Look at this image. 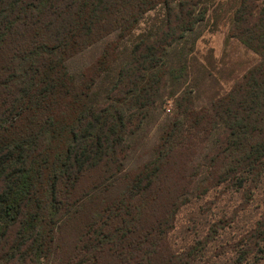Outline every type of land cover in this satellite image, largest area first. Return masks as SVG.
<instances>
[{
  "label": "trees",
  "instance_id": "1",
  "mask_svg": "<svg viewBox=\"0 0 264 264\" xmlns=\"http://www.w3.org/2000/svg\"><path fill=\"white\" fill-rule=\"evenodd\" d=\"M213 3L0 0L1 49L21 27L37 36L0 79V264H264V0L217 2L259 61L208 96L212 65L194 53ZM99 42L90 72H71L67 52ZM221 185L238 195L227 216L174 253L179 207ZM82 213L80 249L63 256Z\"/></svg>",
  "mask_w": 264,
  "mask_h": 264
},
{
  "label": "rangeland",
  "instance_id": "2",
  "mask_svg": "<svg viewBox=\"0 0 264 264\" xmlns=\"http://www.w3.org/2000/svg\"><path fill=\"white\" fill-rule=\"evenodd\" d=\"M212 10L209 12L204 22L197 29L199 37L195 45V53L197 63H211L213 71L212 76H206L205 80L200 85V90L205 91L204 95L210 96L213 93L224 94L229 91L238 81L241 80L246 71L254 64L258 63L259 56L247 48L238 39L230 36V15L227 13V8L216 9V4L219 0H213ZM158 8L148 11L141 20L138 28L134 34L137 35L145 31L148 24L152 22V19L158 15ZM21 30H26L24 39H19L18 42H9L3 44L0 48V79L5 75L4 70L8 66L6 61L7 55L13 50L19 55V45L25 44L26 46L31 44V40L37 38L36 31L33 28L21 27ZM2 38L4 35H1ZM111 35L110 37H113ZM109 37V36H108ZM106 37V38H108ZM3 41V39H2ZM19 44V45H18ZM2 45V42H1ZM11 48V49H10ZM102 44L95 43L86 48L70 49L66 64L71 72H80L84 69H91L96 58L99 56ZM18 55L16 56L17 73H20L19 67L28 68V64H24L19 61ZM196 63V64H197ZM90 72V70H88ZM28 77L27 74H24ZM13 77V76H11ZM206 97L200 96V101H204ZM173 108V101H169L166 104L165 112L171 113ZM155 131H157L155 129ZM153 130L152 140L155 139L157 132ZM95 172H91L90 177H87L85 182H90L91 178H94ZM236 194L235 198L237 199ZM230 198V192H227V188L224 185L210 189L205 195L198 200H194L191 203L183 205L177 210L175 214L174 228H171L168 234V244L171 246L174 253L181 252V248L188 243H192L194 239L202 237L207 232V229L214 221H220L227 216L225 207L230 202L236 200ZM95 204L91 205L93 208ZM85 213H82L80 220L73 221L67 225L62 231L61 236H64L63 240V252L62 255L66 256L80 249L81 241H78V231L83 232ZM85 219V220H84ZM84 220V221H83ZM174 223V222H173ZM167 241V239H166ZM224 245V244H223ZM218 249H221L218 247ZM215 249L212 251V255ZM223 251V249H222ZM207 253V252H206ZM210 253L206 254V258H209ZM220 261H224V256L218 258ZM201 264V262L199 263Z\"/></svg>",
  "mask_w": 264,
  "mask_h": 264
}]
</instances>
